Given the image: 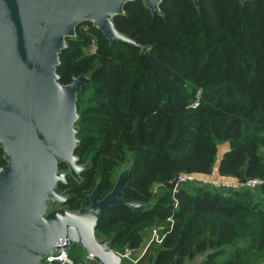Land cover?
<instances>
[{"label":"trees","instance_id":"1","mask_svg":"<svg viewBox=\"0 0 264 264\" xmlns=\"http://www.w3.org/2000/svg\"><path fill=\"white\" fill-rule=\"evenodd\" d=\"M161 10L164 17L136 0L114 19L143 50L110 43L88 22L67 40L60 82L91 80L78 95L75 151L91 168L82 183L71 178L64 207L88 206L98 181L102 199L132 163L122 196L155 205L144 213L112 207L99 219L96 236L113 238V251H138L156 228L162 242L136 264H264V185L251 193L187 183L174 192L185 173L264 180V0H199L198 9L163 0Z\"/></svg>","mask_w":264,"mask_h":264},{"label":"water","instance_id":"2","mask_svg":"<svg viewBox=\"0 0 264 264\" xmlns=\"http://www.w3.org/2000/svg\"><path fill=\"white\" fill-rule=\"evenodd\" d=\"M136 0H0V148L6 166L0 168V264H43L71 246L82 249L95 264H122L110 247L113 238L99 240L96 227L106 212L126 206L144 213L155 205L121 196L132 163L122 168L113 189L98 199L99 183L88 207L53 209L63 205L67 177L81 182L90 162L79 164L75 151L80 116L78 95L91 80L81 75L60 82L57 68L68 39L77 27L91 23L110 42L140 47L118 31L114 19L126 16ZM163 0H143L153 14L164 17ZM253 0H239L241 5ZM199 8V0H192ZM143 50V47H140ZM65 165V170L59 166Z\"/></svg>","mask_w":264,"mask_h":264},{"label":"built area","instance_id":"3","mask_svg":"<svg viewBox=\"0 0 264 264\" xmlns=\"http://www.w3.org/2000/svg\"><path fill=\"white\" fill-rule=\"evenodd\" d=\"M187 183H197L198 185H207L212 188H224L233 191H250L251 193H255L258 188L264 185L263 179H253V180H238L233 178L221 177L218 173H214L209 176L204 175H196V174H181L175 180L174 192H177L180 187ZM160 189L162 188L159 185ZM158 192L155 191L154 196H157ZM177 207V204L176 206ZM158 243L162 242V237H157ZM84 264H95V262L91 259H88L84 256L83 259ZM43 264H74L73 260L69 256L68 251L61 250L53 255L46 257Z\"/></svg>","mask_w":264,"mask_h":264},{"label":"rangeland","instance_id":"4","mask_svg":"<svg viewBox=\"0 0 264 264\" xmlns=\"http://www.w3.org/2000/svg\"><path fill=\"white\" fill-rule=\"evenodd\" d=\"M95 45L92 44L89 49L86 50L87 54H93L95 52ZM223 150L227 149V145H224L222 147ZM222 150V151H223ZM160 186L158 184H156L154 187H152V195H154L155 191H157L159 193L160 191ZM57 209V208H61L60 204H55L54 206H50L48 207V211H50L51 209ZM159 229L156 228H152L149 229L145 232V238L143 241V244L141 246V249H139L138 251H132V250H126V252L124 254H121V256H123L124 258V264H135L139 258L143 255L144 252L147 251V249L150 247V245L153 244H157L158 239L156 240L157 237H159L160 239V234H159ZM69 250H72L71 252L76 253V255H81V253L84 255L82 249L80 247H75L74 245L70 247ZM201 262V259H198L196 261L193 262H188L187 264H199Z\"/></svg>","mask_w":264,"mask_h":264},{"label":"flooded vegetation","instance_id":"5","mask_svg":"<svg viewBox=\"0 0 264 264\" xmlns=\"http://www.w3.org/2000/svg\"><path fill=\"white\" fill-rule=\"evenodd\" d=\"M4 156H5V152H4V150L2 149V148H0V168H2V167H4V166H6V161H5V159H4ZM88 163V162H87ZM79 164H82V165H85L86 163H79ZM91 168V164H90V167L86 170V171H88L89 169ZM85 171V172H86ZM83 173V172H82ZM81 173V174H82ZM118 177V176H117ZM72 177H67V185L66 186H64V185H62V186H59L58 187V190L56 191L58 194H63L65 191H67L68 192V199L63 203V205H61V208H64V209H66L64 206H65V204L72 198V193H71V186H72V184H71V181H72V179H71ZM82 179V178H81ZM73 180H75V179H73ZM76 181V180H75ZM83 181V180H82ZM82 181L81 182H78V181H76L77 183H82ZM98 183H99V186H100V181H98L97 183H96V186L98 185ZM96 186H95V188H96ZM95 188L93 189V191L95 190ZM100 191V190H99ZM92 193V192H91ZM90 193V194H91ZM90 194H88V196H87V199H88V202H89V204H90V200H89V195ZM99 195V194H98ZM122 196V195H121ZM105 197V196H104ZM100 200V199H99ZM89 204H88V206H89ZM88 206H84V205H82L81 207H88ZM80 207V208H81ZM79 208V209H80ZM59 209V208H58ZM51 210H53V208L51 209ZM50 210V211H51ZM66 210H68V209H66ZM70 211H73V210H70ZM49 212V211H48Z\"/></svg>","mask_w":264,"mask_h":264},{"label":"crops","instance_id":"6","mask_svg":"<svg viewBox=\"0 0 264 264\" xmlns=\"http://www.w3.org/2000/svg\"><path fill=\"white\" fill-rule=\"evenodd\" d=\"M144 254H145V252L143 253V255H142L139 259H141V258L144 256ZM136 263H137V262H136ZM136 263H135V264H136Z\"/></svg>","mask_w":264,"mask_h":264}]
</instances>
